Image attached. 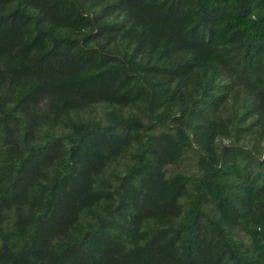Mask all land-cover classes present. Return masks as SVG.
Wrapping results in <instances>:
<instances>
[{
  "label": "trees",
  "instance_id": "1",
  "mask_svg": "<svg viewBox=\"0 0 264 264\" xmlns=\"http://www.w3.org/2000/svg\"><path fill=\"white\" fill-rule=\"evenodd\" d=\"M95 1L99 0H72L74 15L93 25L86 4ZM100 1L108 3L105 8L118 9L124 14L123 37L134 44V56H147L149 61L156 41L138 23V0ZM172 1L167 10L194 8L196 25L209 42L213 41L219 59L240 74L236 78L241 80L248 96L226 91L225 97L219 93L225 78L221 74V62H215L210 65V76L203 81L200 97L202 104L211 101V106L205 109L196 106L178 138L172 140L157 136L154 130L157 119L152 117L153 97L148 84L138 75L145 68L141 65L120 62L81 80L37 77V84L21 100L30 94L50 92L67 112L80 105L76 95L86 93L94 85L109 89L117 83L119 91L122 86L128 87L119 98L126 101L134 96L138 106L124 112V121L113 112L105 113L99 108L88 116L80 125L82 132L78 139L70 141L66 155L68 168L43 187L46 196L41 211L28 216L29 219L20 215L13 202L28 191L34 178L43 176L55 164L60 146L57 138L53 143L45 138L39 143L31 142L23 116L15 110L18 105L7 110L0 96V225L10 226L0 238V264H17L15 259L22 256L32 258L36 264H264V226L230 230L222 216L211 211L209 202L214 200L234 216L241 210L247 211L249 197L234 206L233 200L239 197L232 192L238 185L228 175L232 164L223 161L218 167L203 152L217 137L214 116L219 103L224 104L226 99L230 102L229 109H234L232 114L239 113V120L256 117L249 127L264 136L261 122L264 116V0H232L231 13L220 11L230 0ZM0 20L5 30L0 37L2 50L15 42L23 24L30 23L38 31L37 18L24 13L19 0H0ZM119 23L114 21L98 29L107 33ZM104 39V45L108 44L109 35ZM89 41L94 42L89 37L83 48H88ZM49 52L27 62L20 70L27 72L28 67L40 66L38 72L44 73V58ZM148 64L151 70L168 71L155 63ZM65 89L69 93L66 96ZM69 95L75 97L71 99ZM133 132H144L147 139L140 148L127 154ZM192 140L197 148L192 146ZM157 143L162 144L171 162L169 180L157 161ZM125 153L126 157H122ZM187 179L193 181L194 187L191 212L183 226L175 227L180 215L178 200ZM111 197L115 203L107 218L82 231L77 226L79 216L85 213L90 218L87 211ZM158 204L159 211L149 215L151 227L143 231L147 208ZM170 231L183 232V236L179 241L176 237H166ZM73 232L80 238L72 235ZM149 232L152 234L148 239ZM143 240L150 243V249L142 246ZM10 242L17 248L13 253L8 246Z\"/></svg>",
  "mask_w": 264,
  "mask_h": 264
},
{
  "label": "rangeland",
  "instance_id": "2",
  "mask_svg": "<svg viewBox=\"0 0 264 264\" xmlns=\"http://www.w3.org/2000/svg\"><path fill=\"white\" fill-rule=\"evenodd\" d=\"M19 1L24 13L37 18L38 31H35L30 23L23 24L16 34L15 42L6 50L0 49V96L5 100V109L12 110L18 105L15 110L23 116L31 142L39 143L45 138L53 143L57 138L60 146L55 164L43 176L34 178L28 191L13 202L24 218L29 219L28 216L41 211L46 196L43 187L52 177L63 174L68 168L66 155L70 141L78 139L82 132L80 125L88 116L99 108L105 113L113 112L119 120L124 121V112L131 108L137 109L138 106L134 96H130L126 101L119 98L128 91V87L122 86L119 91L117 83L110 85L109 89L94 85L86 93L74 96L80 105L70 108L67 112L50 92L30 94L21 100L37 84V77H71L81 80L107 71L120 62H126L129 66L141 65L145 68L138 71V75L152 92L155 109L152 117L157 119L154 130L157 136H168L172 140L178 138L188 115L196 106L198 109L211 106V101L202 104L200 97L203 81L210 76V65L215 62H221V74L223 73L222 77L225 78L219 93L225 97L234 93L242 94L241 97L248 96V92H244L240 84L241 80L236 78L240 74L229 69L223 60L219 59L213 41L209 42L201 27L196 25V14L191 6L167 10V6L174 3L172 0L137 2L140 15L138 23L145 26L156 41L153 56L149 61L168 69L161 72L148 68L150 62L147 56L133 55L134 44L123 37L125 28L122 23L126 22V18L118 9L105 8L107 2L99 0L86 4V10L93 19L92 25L74 15L70 4L72 0ZM232 10V0L220 9L224 13H231ZM2 21L0 20V37L5 34ZM114 21L120 22L115 29L107 33L104 29H98L100 25H110ZM104 34L110 37V41L105 45ZM89 37H92L94 42L89 41L88 48L85 49L84 43ZM49 50L48 56L44 58V73L38 72L40 66L28 67L27 72L20 70L21 66L27 65V62L37 59ZM33 69L37 71L34 72ZM226 91L229 93L226 94ZM63 92H66L63 93L64 96L69 94L66 89ZM229 105L228 99L224 104L219 103L214 116L217 137L203 152L218 167H221L223 161L232 164L228 175L238 185L232 192L239 197L233 200V205L239 206L248 196V208L247 211L241 210V213L231 216L225 207H219L214 200L209 202V207L212 212L222 216L230 230H238L244 226H264V136L249 127L256 117L239 120V113L238 116L233 115L234 109L231 111ZM261 122L264 123V116ZM130 136L127 154L140 148L147 139L144 132H133ZM192 146L197 148L194 140ZM156 149L158 164L165 178L169 180L171 162L167 151L161 143L156 144ZM122 157H126V153ZM183 184L185 189L178 200L180 215L175 220V227L183 226L191 212L193 181L187 179ZM114 203V197L101 200L97 206L87 211L91 214L90 218H87L85 213L79 216L77 226L79 225L82 231L89 225L95 226L99 219L107 218V213ZM159 208V204L147 208L143 231L151 227L150 213H157ZM8 228L9 224L0 225V238ZM151 234L148 233V239ZM72 235L80 238L75 232ZM165 236L176 237L179 241L183 232L170 231L166 232ZM149 245L150 243L143 240V247L150 249ZM8 246L12 253L17 250L11 242ZM15 260L17 264H36L28 256Z\"/></svg>",
  "mask_w": 264,
  "mask_h": 264
}]
</instances>
